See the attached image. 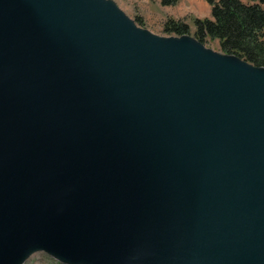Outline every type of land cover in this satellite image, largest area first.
<instances>
[{
	"label": "water",
	"instance_id": "obj_1",
	"mask_svg": "<svg viewBox=\"0 0 264 264\" xmlns=\"http://www.w3.org/2000/svg\"><path fill=\"white\" fill-rule=\"evenodd\" d=\"M264 264V67L113 0H0V264Z\"/></svg>",
	"mask_w": 264,
	"mask_h": 264
},
{
	"label": "trees",
	"instance_id": "obj_2",
	"mask_svg": "<svg viewBox=\"0 0 264 264\" xmlns=\"http://www.w3.org/2000/svg\"><path fill=\"white\" fill-rule=\"evenodd\" d=\"M181 0H160L163 7H171ZM210 6L211 17L194 19V32L182 20L166 18V36L191 35L205 45L217 40L221 53L235 55L258 67H264V0H204ZM142 27V19L134 18Z\"/></svg>",
	"mask_w": 264,
	"mask_h": 264
},
{
	"label": "rangeland",
	"instance_id": "obj_3",
	"mask_svg": "<svg viewBox=\"0 0 264 264\" xmlns=\"http://www.w3.org/2000/svg\"><path fill=\"white\" fill-rule=\"evenodd\" d=\"M116 5L131 19L140 17L143 26L151 33L166 37L163 23L166 18L185 21L190 27V34L194 32L193 20L211 17L210 6L204 0H181L171 7H163L160 0H113ZM246 2V0H242ZM201 3L203 5H201ZM207 48L221 53L217 40L205 43ZM24 264H60L43 252L31 255Z\"/></svg>",
	"mask_w": 264,
	"mask_h": 264
},
{
	"label": "crops",
	"instance_id": "obj_4",
	"mask_svg": "<svg viewBox=\"0 0 264 264\" xmlns=\"http://www.w3.org/2000/svg\"><path fill=\"white\" fill-rule=\"evenodd\" d=\"M201 5H203L202 3H201ZM170 7V6H169Z\"/></svg>",
	"mask_w": 264,
	"mask_h": 264
}]
</instances>
